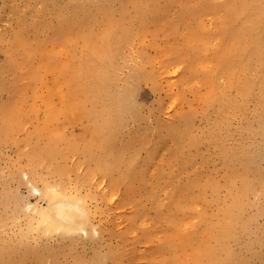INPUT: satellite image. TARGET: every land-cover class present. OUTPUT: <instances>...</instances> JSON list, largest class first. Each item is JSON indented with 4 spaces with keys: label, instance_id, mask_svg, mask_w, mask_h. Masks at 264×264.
<instances>
[{
    "label": "rangeland",
    "instance_id": "374dc122",
    "mask_svg": "<svg viewBox=\"0 0 264 264\" xmlns=\"http://www.w3.org/2000/svg\"><path fill=\"white\" fill-rule=\"evenodd\" d=\"M231 1L227 12L229 0H0L5 261L174 264L229 249L232 264H264V0ZM244 2L263 25L231 72L217 53ZM104 48L108 93L89 67V50ZM138 69L163 73L137 86L135 114L108 125V95L124 96ZM68 103L74 112L46 122ZM46 186L86 208L83 231L32 226L47 206L34 187Z\"/></svg>",
    "mask_w": 264,
    "mask_h": 264
},
{
    "label": "bare ground",
    "instance_id": "6f19581e",
    "mask_svg": "<svg viewBox=\"0 0 264 264\" xmlns=\"http://www.w3.org/2000/svg\"><path fill=\"white\" fill-rule=\"evenodd\" d=\"M249 4L244 2L243 8L240 10L242 14L241 27L236 29L231 36V41L226 47V51L217 53V56L222 57L224 60H218L222 65L225 63L230 67L231 72L236 70V60L235 57L240 54L242 57L247 58L249 55V48L252 42L247 40L248 34L255 33L259 26L263 25L262 12L252 10L253 8L248 7ZM234 2L229 0L226 4V11L230 12L233 9ZM109 34V32H105ZM236 41H239L236 43ZM257 41H260L258 38ZM256 44V43H255ZM90 51V61L89 67L95 71V88L99 91H104L108 93V88L105 85L102 74L105 73L106 63L105 61L111 60L113 57V49H91ZM264 59V54H261ZM163 72H147L143 69H138L133 75L132 84L126 89L124 96L108 95L109 104L108 109L110 114H108V122L110 125L114 119V114L121 116L124 114H135L136 107L133 100V95L136 91L137 86L144 80L155 81ZM80 77V76H78ZM242 85V84H241ZM55 92L49 89L48 96L45 98V102L50 101L51 97H54ZM76 110L75 106L70 105L66 107H48L47 115L45 117L46 122H55L60 118L62 113H72ZM68 114V115H69ZM51 143L53 141L60 139L62 137V132L56 131L52 132ZM99 145L102 149L109 146L108 139L99 140ZM34 191L47 200V206L41 208H35V213L38 214L37 221L32 223L35 225V229L41 234H52L54 232H60L69 236H75L80 231L84 230V226L89 225L90 217L86 208L80 203V201L73 202L68 199V195L65 193L46 186L45 189L40 190L34 187ZM32 206V205H31ZM30 206V207H31ZM34 211V210H33ZM31 225V224H30ZM35 230V231H36ZM232 232V224L229 223V228L223 232L224 237H228ZM19 239V237H18ZM8 240V239H7ZM23 242V239L21 240ZM26 241V240H25ZM6 248H0V264H13L12 261L4 260V253ZM227 256L224 258H218L214 253H209L206 255L197 256L192 263L178 262L175 260L174 264H206L210 262L212 264H232V258L230 256V250L226 249ZM13 255V254H12ZM21 257H25L21 255Z\"/></svg>",
    "mask_w": 264,
    "mask_h": 264
}]
</instances>
